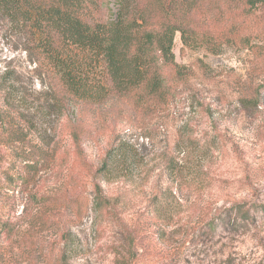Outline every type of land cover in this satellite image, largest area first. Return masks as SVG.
<instances>
[{
	"label": "rangeland",
	"instance_id": "rangeland-1",
	"mask_svg": "<svg viewBox=\"0 0 264 264\" xmlns=\"http://www.w3.org/2000/svg\"><path fill=\"white\" fill-rule=\"evenodd\" d=\"M117 1L97 0L92 17H115ZM233 21L234 43L219 46L218 54L204 36L185 46L176 35V60L192 77L169 110L112 121L117 113L108 105L50 108L43 83L60 85L37 74L36 55L26 50L29 30L0 19V74L11 72L23 99L12 109L1 101L0 264H264V216L257 210L264 205V4L240 9L216 32L230 31ZM257 89L260 105L245 107L242 99ZM191 94L213 114L191 110ZM71 120L80 126L83 156L70 137ZM187 120L201 148L190 156L178 145ZM116 136L139 161L120 181L103 180L108 197L124 194L119 220L93 207L92 174ZM170 161H188L195 181L191 173L180 184ZM161 190L173 191L183 207L169 227L148 209ZM245 201L256 207L254 221L232 225L226 215Z\"/></svg>",
	"mask_w": 264,
	"mask_h": 264
},
{
	"label": "trees",
	"instance_id": "trees-1",
	"mask_svg": "<svg viewBox=\"0 0 264 264\" xmlns=\"http://www.w3.org/2000/svg\"><path fill=\"white\" fill-rule=\"evenodd\" d=\"M96 1L0 0V19L20 31L29 30L30 46L26 50L36 55L33 61L37 74L42 82L49 77L60 85L59 88L43 83L50 97V108L57 106L67 113L79 104L108 105L109 112L117 113L112 121L122 114L142 117L160 114L180 100L192 75L176 60L178 33L185 46L196 45L204 36L207 43L211 41L208 44L211 51L218 54L219 46L234 43L232 34L238 27L233 21L230 31L221 27L222 31L216 32L220 24L225 19L227 23L242 8L251 11L264 4V0H118L116 16L100 22L91 13ZM12 81L9 70L0 74V124L5 122L1 101L12 109L23 100ZM261 95L257 89L250 99H242V103L257 108ZM190 97L191 110L213 114L212 107L196 94ZM70 126V137L77 153L83 156L80 126L73 120ZM194 133L190 120L178 130V145L187 156L201 149L200 138ZM135 162H139L137 154L129 142L116 136L106 150L101 167L92 174L93 207L99 216L109 215L117 220L122 217L124 194L108 197L103 180L120 181ZM187 162L167 163L180 184L190 182L192 172ZM191 175L194 182L195 175ZM255 208L246 201L238 203L233 208L234 214L226 218L233 219L232 225L247 226L254 221ZM148 209L169 227L172 221H180L183 207L173 191L161 190L149 201ZM257 210L264 216V205ZM209 227L215 228V222ZM160 232L166 237L165 231Z\"/></svg>",
	"mask_w": 264,
	"mask_h": 264
}]
</instances>
